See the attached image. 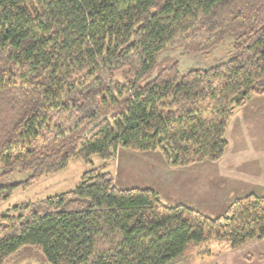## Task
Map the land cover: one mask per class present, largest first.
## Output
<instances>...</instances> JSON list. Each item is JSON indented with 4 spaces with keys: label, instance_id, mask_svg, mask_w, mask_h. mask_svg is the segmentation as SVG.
Instances as JSON below:
<instances>
[{
    "label": "trees",
    "instance_id": "trees-1",
    "mask_svg": "<svg viewBox=\"0 0 264 264\" xmlns=\"http://www.w3.org/2000/svg\"><path fill=\"white\" fill-rule=\"evenodd\" d=\"M228 35L226 60L140 83L161 52L207 54ZM261 94L264 0H0V178L20 170L28 185L73 158L102 161L74 189L0 213V264L26 246L49 264H190L194 248L264 239V192L209 216L118 188L107 170L120 148L216 162L231 117ZM15 185L0 184V202Z\"/></svg>",
    "mask_w": 264,
    "mask_h": 264
},
{
    "label": "rangeland",
    "instance_id": "rangeland-1",
    "mask_svg": "<svg viewBox=\"0 0 264 264\" xmlns=\"http://www.w3.org/2000/svg\"><path fill=\"white\" fill-rule=\"evenodd\" d=\"M234 40V35H228L221 44L213 47L207 54H184L181 49L165 50L157 57L152 72L140 83L143 84L160 70L173 64L178 65L180 74L192 69L210 68L229 57ZM116 78L123 80V72H118ZM229 122L228 133L225 135L229 145L221 159H233L235 164L230 165L232 177L235 173L236 177L244 179H234L233 183H244V186L233 187L229 190L227 199L216 198L215 204L210 201L213 200L211 196L217 193L219 197L223 196V191L217 190V181L210 180L209 176L204 174L201 183L202 200L197 202L200 193L198 185L193 186L190 180L185 178L180 180L181 175H176L169 180V174L161 170L164 165H169L159 151L140 152L120 148L123 150L120 152V149L118 150L119 155L108 163L107 170L113 174L118 188L151 187L158 192L161 200L166 204L184 202L209 216H217L225 211L227 204L233 198L248 193L261 195L264 192V94L252 95L244 106L235 111ZM221 162L218 164L220 169ZM101 163L100 157L96 154L92 155L90 163L81 158H73L65 168L43 176L28 185L21 184L27 178V172L16 170L7 176H2L0 184L15 185L17 183V185L12 187L9 197L1 200L0 213L18 214L20 211L14 210L15 207L35 205L47 197L72 190L80 183L82 175L88 169ZM224 194H227V191ZM34 209L37 212L41 210L38 207ZM25 212L29 213L30 209ZM197 250V248L191 250L188 256L190 264H264V239L248 240L238 248H232L228 243H213L211 253L203 256H200ZM9 264L49 263L39 251L26 246L10 256Z\"/></svg>",
    "mask_w": 264,
    "mask_h": 264
},
{
    "label": "crops",
    "instance_id": "crops-1",
    "mask_svg": "<svg viewBox=\"0 0 264 264\" xmlns=\"http://www.w3.org/2000/svg\"><path fill=\"white\" fill-rule=\"evenodd\" d=\"M229 126H230V122L228 124L226 133H228ZM228 145H229V142H228ZM122 150L123 149H120L119 152L122 151ZM118 155H119V153L117 154V156ZM218 161H216L215 163H211V162L207 163L208 161H204V162H201V163H196V164H192V165H189V166H183V167H171V166H165L164 165V168L161 169V170L165 171L166 174H169V180H171V178L175 177L176 175H181L180 180L185 178V179L190 180V182L193 184V186L198 185V188L200 189V193H199V200H196L197 202H200L202 200V193H201V186L202 185H201V183H202V181L204 179V174L208 175L210 180H215V181L218 182V189L217 190L223 191V193H222L223 196L219 197L218 193L216 195L211 196V199L213 197V200H210V201L213 202V204H215L216 201H217L216 198L223 199V197H225V199H227L229 197L228 192L233 187L244 186V183H240V182H234L233 183L234 179H238V180L240 179V178L235 176V173H234V176L232 177L233 173L231 172L230 165L231 164H235V163H233V159H220ZM220 162H221V165H222L221 169H220V166H218V164ZM210 164H212V165H210ZM214 165H216V166L214 167ZM179 172H181V173H179ZM240 180H244V179L241 177ZM249 188L250 187H248V189ZM225 191H227V194H224ZM197 202H195V203H197ZM230 202L227 204L226 208L228 207ZM179 203L186 204L184 202H179ZM179 203H175V204H179ZM175 204H169V205H175ZM186 205H188V204H186ZM188 206H190V205H188Z\"/></svg>",
    "mask_w": 264,
    "mask_h": 264
}]
</instances>
